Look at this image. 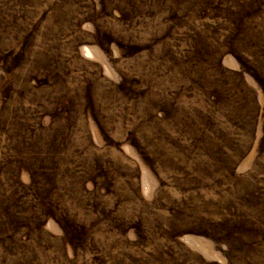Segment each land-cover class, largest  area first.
Returning a JSON list of instances; mask_svg holds the SVG:
<instances>
[{
  "label": "rangeland",
  "instance_id": "374dc122",
  "mask_svg": "<svg viewBox=\"0 0 264 264\" xmlns=\"http://www.w3.org/2000/svg\"><path fill=\"white\" fill-rule=\"evenodd\" d=\"M0 264H264V0H0Z\"/></svg>",
  "mask_w": 264,
  "mask_h": 264
}]
</instances>
